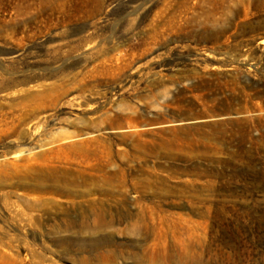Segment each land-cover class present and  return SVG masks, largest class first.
<instances>
[{"label":"rangeland","instance_id":"rangeland-1","mask_svg":"<svg viewBox=\"0 0 264 264\" xmlns=\"http://www.w3.org/2000/svg\"><path fill=\"white\" fill-rule=\"evenodd\" d=\"M41 84L0 264H264V0H0V130Z\"/></svg>","mask_w":264,"mask_h":264},{"label":"bare ground","instance_id":"bare-ground-1","mask_svg":"<svg viewBox=\"0 0 264 264\" xmlns=\"http://www.w3.org/2000/svg\"><path fill=\"white\" fill-rule=\"evenodd\" d=\"M42 79H48L42 76H33V77H25L22 79L12 80V81H5L4 85L5 87H8L11 89L14 87H25L28 86V84L35 82L36 80H42ZM62 84V83H61ZM37 91L32 90L30 87L29 89L25 90H18L17 95L18 98H14L12 101H16L17 99L20 100V102L23 104L22 108H16L15 105H11L9 107V110L7 112V120L8 122L5 124L7 125V128L5 130H0V140H13L12 143L16 144V141L25 142L29 139L31 140L36 134H38L40 130V122H36L33 125V122L38 119L39 115L43 111L40 107V105H37L34 103V99L38 96L44 94L45 96H49L50 93L55 95V97H60L64 94L65 90L62 89V85H52L51 87L47 85H38ZM18 102V103H20ZM17 103V104H18ZM18 106V105H16ZM17 109V110H16ZM3 123V122H2ZM42 124V123H41ZM42 130V129H41ZM76 136H69L67 139H73ZM78 137V136H77ZM15 140V141H14ZM66 141H60V143L56 146V149L58 151H62L63 149H71L75 148V143H65ZM80 147V146H78ZM82 147V146H81ZM51 149L35 153L32 156L24 155L22 151L19 149L15 150L11 154L13 155V158L9 162L11 166L15 168V172H25V174H37L38 175H46L48 172L54 171L57 172L59 170L65 169L63 162L57 161L53 162V159H51L48 155L50 153ZM2 166V164L0 165ZM63 167V168H62ZM46 169V172H43ZM91 169V168H90ZM12 172L11 174H13ZM41 173V174H40ZM10 179H13V175H9ZM12 189L18 188L17 185H15L14 182H11L9 184ZM13 194V192H12ZM18 202L21 201V198L17 197ZM40 201L47 202L49 199L45 197H41ZM18 207V205H15L13 203V206L11 208ZM17 211V210H16Z\"/></svg>","mask_w":264,"mask_h":264}]
</instances>
